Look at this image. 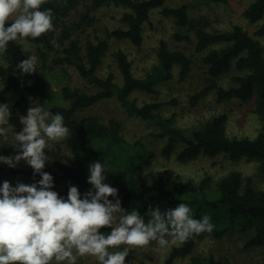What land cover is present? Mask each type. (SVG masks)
<instances>
[{
	"label": "trees",
	"instance_id": "1",
	"mask_svg": "<svg viewBox=\"0 0 264 264\" xmlns=\"http://www.w3.org/2000/svg\"><path fill=\"white\" fill-rule=\"evenodd\" d=\"M182 1L183 3L176 7L165 6L167 0H46L41 5L42 9H52L54 27L40 37L28 41L37 44L42 67L53 68L54 65L69 64L93 90L88 92L79 87L64 86L61 93L67 105L56 104L48 109L64 116V122L70 130V135L64 142L74 160L70 164L55 160L43 171L52 175L53 190L66 197L70 185L77 186L81 194L91 187L87 182L88 166L92 162L100 161L107 165L105 182L118 190L124 209L135 208L141 215H145L149 206H159L164 210L183 202L190 206L194 218L205 214L210 216L214 224L210 233L214 237L223 238L233 233L252 232L246 242L247 247L264 246V190L255 188L250 180L243 184L239 172H230L215 188L211 187L208 179H204L198 189L193 191L183 188L169 189L162 180H135L137 172L152 164L154 152L148 150L141 141L129 143L122 134L119 120L111 118L104 122L94 114H79L105 100L116 99L129 114L159 127V137L167 139L162 151L166 157L175 154L180 162H189L202 155L214 157L224 154L232 160L245 157L259 161L264 172V131L253 138L231 137L227 132L226 113L215 116L201 127L192 130L181 129L175 125L173 116L165 117L161 114L165 102L139 105L131 98L137 91L156 93L160 83L173 77L175 66L179 67L180 81L189 78L193 60L183 50L171 49L165 40H161L157 49V63L145 77H137L128 54L119 49L113 53V60L121 74V83L112 71L105 76L99 73L110 47V39L128 40L140 47L144 41L143 26L149 21L151 11L162 8L165 16L175 20L174 39L188 42L194 35L195 50L203 54L201 60L207 67L208 83L191 97V102L196 104L210 93H214L219 102L232 99L248 102L255 97L256 112L264 120L262 42L239 24L227 31L210 32L205 29L208 24L205 19L191 16V8L198 1L227 4L229 0ZM83 4L84 10L77 18L72 19L73 13L78 12ZM110 4L128 9L121 17L125 28L106 30L104 38L96 37V40H93L87 37L82 43L81 36L96 21L94 12ZM244 16L251 23L262 20L264 0H253L245 10ZM9 24L10 21L6 26ZM255 35L264 37V23L259 25ZM51 54L54 57L49 63ZM28 55L30 54L24 50L21 42H9L8 49L3 54L8 67H0V102H4L9 93L17 95L18 104L29 103L38 98L43 105L49 97L51 82L43 76L39 66L38 72L24 75L15 67ZM232 70L236 73L231 76V85H220L218 79ZM12 172L28 175L34 180L40 179L39 173L34 174L33 169H16ZM109 199L113 197L110 196ZM101 231L107 232L110 228L105 226ZM205 233L207 232L194 235L175 246L166 262L171 264L178 258L190 256L191 264H233L227 257L202 258L191 255L197 240ZM125 264H132L129 255L125 258ZM237 264L264 262L242 261Z\"/></svg>",
	"mask_w": 264,
	"mask_h": 264
},
{
	"label": "rangeland",
	"instance_id": "2",
	"mask_svg": "<svg viewBox=\"0 0 264 264\" xmlns=\"http://www.w3.org/2000/svg\"><path fill=\"white\" fill-rule=\"evenodd\" d=\"M252 1L229 0L227 4L198 1L191 8V16L205 19L208 22L205 29L210 32L227 31L239 24L255 38H258L264 46V37L255 35L259 25L264 23V17L256 23H251L244 16L245 10ZM182 3V0H167L165 6L176 7ZM84 7L85 4L81 5L79 11L73 13L72 19L77 18ZM127 10L114 4L98 8L94 12L95 23L88 27L81 36L82 43L87 37L93 40H96V37L104 38L106 30L125 28V24L121 22V17ZM175 30V20L172 17L165 16L162 13V8L152 10L149 21L143 26L144 41L140 47L133 45L128 40L110 39L109 50L99 70L100 75L105 76L109 71H112L116 74L117 81L121 83V74L113 60V53L121 49L128 54L132 61L134 74L137 77H145L157 63V49L160 41L165 40L171 49L183 50L193 60V68L189 78L180 81L178 78L179 67L175 66L173 77L160 83L157 86L156 93L148 94L137 91L131 96L132 99L136 100L139 105L150 102H165L166 104L161 108V114L165 117L173 116L175 125L181 129L192 130L201 127L215 116L226 113L228 115L227 132L231 137L253 138L264 131V120L256 112L255 97L248 102L239 99L219 102L216 95L210 93L196 104L191 102V97L208 83L207 67L201 60L203 54L195 50V36L192 35V40L188 42L176 41L174 39ZM21 43L25 51L38 56L37 44L28 41L27 46H25L24 42L21 41ZM52 57H54L53 54L50 56L49 63ZM2 59L5 61L3 57ZM38 66L43 76L51 82L49 97L42 105L45 109H49L56 104L67 105L61 93L64 86L79 87L88 92L93 91L87 86L77 70L69 64L43 68L39 59ZM235 73L236 71L232 70L223 75L218 79V83L229 87L231 76ZM1 88L0 80V90ZM17 99L15 93H9L5 96L3 102L9 104L11 113L9 124L13 126L14 132H19L23 127L20 123V116L26 115L28 108L34 103H40L38 98H35L29 103L18 104ZM79 114L81 116L94 114L104 122L111 118L119 120L122 134L129 143L141 141L148 150L154 152L152 164L143 171L137 172L135 180L143 179L146 182L162 180L169 189L183 188L193 191L198 189L204 179H208L211 187L215 188L224 176L232 171H237L242 176L243 184L250 180L255 188L264 190V172L260 168L259 161L249 160L245 157L232 160L224 154L214 157L202 155L189 162L178 161L175 154L170 157L164 156L162 151L167 139L159 137L158 134L161 132L159 127L148 120L129 114L116 99L105 100L93 108L81 111ZM11 137L12 133L10 131L8 143L11 142ZM18 151L13 145H0V155L15 156ZM46 153L49 158L45 163V167L52 165L55 160L69 164L74 160L64 140L59 143L50 142ZM16 169L32 168L24 160H21L16 167H9L4 163H0V183L7 180L15 185L18 181L25 184H31L35 181L33 177L28 175L13 173L12 170ZM118 197L120 198V196ZM251 236L252 232H248L233 233L223 238H217L212 233L207 232L197 240L191 255L202 258L210 256L216 258L227 257L233 264L242 261L264 262V246L247 247L246 242ZM180 244V242H170L166 246H160L155 241L143 247H131L129 257L132 264H168L166 261L171 250ZM77 264H97V262L94 257L86 256L78 259ZM171 264H191V259L190 256L178 258Z\"/></svg>",
	"mask_w": 264,
	"mask_h": 264
},
{
	"label": "clouds",
	"instance_id": "3",
	"mask_svg": "<svg viewBox=\"0 0 264 264\" xmlns=\"http://www.w3.org/2000/svg\"><path fill=\"white\" fill-rule=\"evenodd\" d=\"M45 2L0 0V67H8L2 57L9 42L27 46L29 39L53 29L52 9L41 8ZM38 64V56L30 54L15 67L21 75L32 74L38 72ZM10 115L9 104L0 102V145L19 150L15 156L0 155V163L16 167L24 160L40 179L31 184L0 183V264H77L86 256L94 257L97 264H125L131 247L152 241L160 246L182 243L214 229L209 215L194 218L183 202L164 210L149 206L145 215L135 208L124 209L118 190L105 182L107 165L100 161L88 166L87 191L81 194L70 185L66 197L59 195L53 190L52 175L43 169L50 142L59 143L70 135L64 116L37 102L20 116L23 127L14 132ZM105 226L110 231L101 232Z\"/></svg>",
	"mask_w": 264,
	"mask_h": 264
}]
</instances>
